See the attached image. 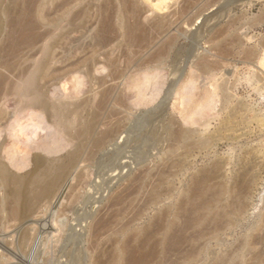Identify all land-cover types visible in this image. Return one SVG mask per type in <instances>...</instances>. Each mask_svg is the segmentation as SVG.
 <instances>
[{"label": "rangeland", "instance_id": "rangeland-1", "mask_svg": "<svg viewBox=\"0 0 264 264\" xmlns=\"http://www.w3.org/2000/svg\"><path fill=\"white\" fill-rule=\"evenodd\" d=\"M28 1L29 0H0V61L2 60L0 64V77L5 81L7 80L6 82L10 86L11 83L9 82V80L12 81V79H15L17 75H26V72H28L29 69L34 68L31 67L34 62L33 60L39 58L40 61H38L37 63H39L40 67H42L40 68L38 66L41 69H39L40 73L38 74V83L43 93L42 100H45L46 103L40 104L39 101H35V103L31 104L25 98H23L22 100V98L20 96H17L16 94L18 98L17 102L15 101L17 100L15 99L16 96H12L15 94H12V91H10L11 89H9L11 86L7 88L8 85L6 83L3 84L5 82L3 81V79L0 82V89L4 88L3 90L6 89V92H8L9 90V93L12 94H8L7 99L3 98L4 101L3 99L0 100L1 118H4L3 116L5 115V118L9 117V120L11 119V122H9L6 128L0 123V160L2 164L0 165V167L7 166V170H10V175L7 173L10 176V179H8L7 182L6 180H3L2 178L4 177L0 175V191L2 192H0V197L3 196L2 198H4V196L7 195L5 198L10 201V197L13 195L12 191L13 193L16 191H20L19 189L22 187V185L16 186V180L21 176L24 177L26 174L31 172V169H33L34 157L36 153H41L46 157V159L48 158L47 160L50 159V161H53L54 159V161L56 162L57 160L55 159H58L59 161V158L63 159L65 156H67V159L65 157L64 160L61 159L60 162L63 161L61 164L64 163L63 165H66L68 167L71 164L69 163L67 165V162H69L68 154L70 155V151L72 152L74 150L75 144L74 142L69 141L66 133L61 132L60 134H55L53 137H48L44 145L43 143L41 145V143L39 142L40 139L38 140V138L47 133L48 126L51 124V119L49 118L55 116L56 112L54 113V111H57L52 109L58 108V104H66L69 102V104H71L72 106V100L74 101V103L76 102V100L77 102H82L84 108L82 107L81 115L84 116V120H88V128L89 126H94V131H90V134L88 132L89 145L88 151H84V156H82L84 159H82L83 163L82 161L79 162V164L77 165L78 167L76 166V168H73L75 167V165L72 166L73 172L75 173L74 179H72L70 185H74L73 190L71 191V193L70 191L67 193L69 188L65 191V201H63V203L62 201H60V203L58 204V206H60L62 209L57 206V208H59L60 210L58 209V212L55 216H51L48 213V216H46V218H43L45 219L43 220V222H45L46 220H50L51 224V227L49 229H46V232L42 234L43 237L41 238L43 244L46 243V245H49V247L46 246L43 249L44 253H40L41 256L46 255V259H43L44 264H94L97 259V264L107 263V260H109L111 256H113V252L111 251H113L115 247L113 245L114 241L115 243L116 240L118 241V239L120 241L121 239H124L126 241L129 238V235L124 234V236L121 235L123 236L122 238H113V236L115 237L117 235H113L112 230H109L108 228L109 225H106L107 229L105 227L103 228L105 232L102 230L101 234L99 236H95L94 239V229L92 228L94 226L92 225L94 221V224L97 223L96 221L100 220L112 221V224L117 221L122 224L130 223V227L132 226L131 229L153 227L154 229H152L153 231H155V237H158L163 229V226L165 225V221L169 218H174L175 216L177 218V224H179L180 222V224L186 223L183 224V226H190V228L185 226V228H189L187 230L182 227V224H179L181 227L179 225H175L176 227L174 226L173 228H176L174 229L176 231H174L173 228L171 229L175 233L170 230V234H167L168 236L166 238V241L171 242L172 240V242H176L175 244L177 248L179 247L178 251L180 253H177L178 251L174 249L176 248V246H174L175 244L172 246V242L171 244L167 242V245L166 243L164 244L166 246H164V249L166 250L162 255V258L164 259L165 257H169L168 260L166 258V260L160 258V260L157 261L159 257H156L153 260H150V264H156L157 262L159 264H165V262L167 263L169 260L173 261L175 259H177V261H169L167 264H174L175 262V264H181L183 262V264H208L209 262L210 264H213L217 259L221 257L226 258L225 260L223 259V262H220L219 264H244V262H246L245 264H248L249 262H251L252 264H264V236L258 238L259 235H264V0H163L164 2L162 0H30V3ZM83 1L86 3V5ZM124 2L126 5H124ZM25 3L29 4L27 5ZM132 3L134 4V7L132 6ZM122 4L124 7L122 6ZM156 4H159L162 9L158 6L160 10H157L158 7ZM29 5L33 6L31 7ZM110 6L113 7L111 8ZM126 7L128 9H126ZM120 9L122 10L120 11ZM133 11L136 13L134 14ZM130 12L133 13L131 14ZM108 13H111V15ZM150 15L151 20L149 19ZM165 15L166 17H164ZM68 16L71 17L69 18ZM130 16L131 18H129ZM158 17L159 19L164 17V20H166L167 24L169 23V25L164 24L163 27H160L157 24V20L159 19L156 18ZM134 19L136 22H133ZM169 20L170 22H168ZM26 24H31L33 27L30 25V29L29 25L25 26ZM20 25H23L24 27H21ZM130 25L131 27H129V32L128 26ZM18 26H20L19 29ZM26 27H28V29ZM133 27H135L136 29ZM164 29L166 30L163 31ZM101 30L104 32H102ZM29 31L30 33L32 32V35H29V33H27ZM34 31L38 33H36V36ZM71 33L73 35H71ZM26 34L28 38L30 36L35 39L34 40L30 38L29 40L32 39V41L36 42H26L28 38H23ZM233 34H235L237 37ZM21 35L24 36L21 37ZM233 36H235V40L237 39L236 43L233 41ZM19 37H21L20 39L23 38L25 40V43H23V40H18ZM79 37H81V40ZM70 38L74 39H72L71 41ZM4 39H7V41ZM45 39L48 45L46 44ZM1 40H3V43L1 42ZM37 40H39L41 43ZM43 41L46 44L45 46H47L45 47V49H47L46 51L43 50L42 53V50L40 51L39 47L40 45H43ZM13 42L15 45L16 43L18 45L14 46ZM76 44L77 46H75ZM23 45H25V47ZM66 45L68 48H70L68 49ZM19 48L21 50L17 51ZM160 48L163 51L159 50ZM203 56H210L212 59L214 58L216 60L215 61L213 59V62H211L212 64L214 63L213 65L210 64L211 66H206L208 67L206 68V70L208 69L207 71L204 70V67L202 69V66L200 65V60ZM30 57L31 60H27ZM144 58L147 61L144 60ZM77 60L79 63L77 62ZM81 62H83L84 64ZM5 63L8 64V66ZM12 68L15 69L13 70ZM48 73H51V75H49ZM48 78L50 81L48 80ZM175 79L179 80V83L174 87L171 96H168V89L170 88L172 81L174 82ZM40 81H42V83ZM111 84L112 86H110ZM3 90H0V94L4 92ZM222 91L226 92L222 93ZM13 97L15 100L13 99ZM63 97L67 99L68 102H65L67 100H65ZM8 98H10L11 100ZM62 99L65 101H63ZM108 99L110 101H108ZM53 102L59 103H54V105L52 104V107L51 103ZM69 104H67L66 107L63 108V111L66 109L64 112L69 115L70 118L72 117L71 119H73L75 117L73 116V106L70 107ZM109 104H111L112 106ZM20 105L22 106V110L20 109ZM11 107L15 108L11 109ZM27 107L28 109L26 110ZM43 107L45 110H43ZM37 108L39 109L38 111H36ZM98 109L101 111V113ZM24 110L25 112H23ZM33 111L36 112L34 113ZM12 112L18 113L17 115H15L16 113ZM43 112L46 116L43 114ZM31 113L33 115H31ZM27 115L28 117H25ZM38 116H40V118ZM231 117L233 118L231 119ZM242 117L244 118L241 119ZM15 118H17V120ZM203 119H205V121ZM197 120H199L200 122H197ZM244 120L247 122H245ZM208 122L209 124H207ZM138 123L140 124V126ZM199 123L201 124V126L198 125ZM21 127L22 129H20ZM95 127L97 128V130ZM115 127L118 130L117 133H114L115 136H111V138L113 137V140L110 139L109 142H106L107 144L101 145L100 148L97 140L100 138L99 135L101 131L104 128V130H106ZM121 127L123 128V130ZM230 127H232L234 130ZM176 128H179L178 130L192 128L191 130H194L195 134L190 138L188 142H184L180 139H177V137L173 135L172 130L175 131L177 130ZM244 130L246 133L244 132ZM63 134H65L66 136ZM20 136H22V138ZM23 138H25V140H23ZM19 140L28 142L29 149L30 146L31 148H33L32 151L29 152V150V153L22 151L20 148L21 143ZM95 141L98 148L95 144ZM35 142L37 144L36 146ZM188 143H192V145H189ZM170 153L171 159L176 162L175 164H173V166L168 165L167 162L169 160L168 158H170L167 154ZM243 160L245 161V163ZM149 163L151 166L147 165ZM217 163L219 164V173H215V170L217 171ZM165 167L167 168L165 169ZM211 168H216L215 170H213L214 178H211L209 180V184L212 188L216 187V185H218L219 183L220 185H222L223 183V186H225L226 188H231V186L233 187L234 182L238 177V173H241L244 170H249V172H251L248 173V175L251 174L250 176L253 179L252 187L246 195V204L244 200L245 207H243L244 205L242 206V212L234 215V220H236L234 221V224L224 225V221H222L223 224L220 222L221 224H219V226L217 227L211 221L206 222L203 225L199 223L196 224L197 221L195 220H197L198 218V216H196L198 215V210L195 208L196 202H194L193 199L195 198L194 194L196 191L194 188H196V184L205 173H209V171H212ZM168 174H171V176ZM7 176L6 178H8ZM161 176H163V179H160ZM253 176L256 178H254ZM217 177L219 178L217 179ZM15 178L17 179L15 180ZM11 179H13V181H10L11 185H8L9 180ZM157 179H160L161 182ZM79 181L82 182L79 183ZM157 183H160L161 185ZM13 184L15 187L13 186ZM220 185H218V187H216L215 189L213 188L210 192V194L214 198L218 196L217 190L222 187ZM9 186H12V189H10ZM16 187L19 189H17ZM168 188L172 191H169ZM21 189L23 190V187ZM8 192L11 193L9 194L10 196L8 195ZM156 192H158L157 194L159 195L155 194ZM234 192H232L231 195L228 192L222 195V197H220L222 198V200L220 199L221 201L219 204H224V201L225 204H227L229 200L231 201L230 197L233 194H237V191L235 193ZM118 193L120 196L118 195ZM153 193L154 195L151 196V194ZM190 194L192 196L191 198L193 200V203H189L191 201L189 197ZM192 194L194 195V197ZM112 195H115V197L119 198L120 201H115L116 198ZM211 195L209 196L211 197ZM229 195L230 197H228ZM111 196L113 199L111 198ZM184 199L186 202L184 201ZM131 200L133 202H131ZM182 200L185 203H183ZM64 204L67 205L65 206ZM190 204L193 205L191 206ZM180 206H183L182 208L184 209V211ZM9 207L11 208L12 204L9 205L8 203V209L7 211H5V214L7 215V212H9L10 215L8 214L7 216L10 217H6V215L4 214L3 219L5 217L7 218V220L11 218L12 212H10ZM19 207H21V209L17 212L18 215L16 214L18 216V219H20L19 215L21 217L24 214L22 210V203L21 206L19 205ZM119 208L120 210H118ZM194 208L195 210H193ZM189 209H192L193 212H191ZM121 210L124 211V213L121 212L119 214ZM116 213L118 214V217L116 216ZM178 214L179 216L181 215L180 218L177 216ZM16 215L13 216H15L16 218ZM120 215L123 218H120ZM156 215L159 217H156ZM161 215L164 217H162ZM115 216L117 217V219H115ZM261 216H263V218ZM6 218L3 220L2 216L0 217V235H3V237H6V235H8L6 238L8 239L9 237L11 238L13 234L14 236L16 234L14 241H11L13 240V237L10 239V243L9 240H6L8 241L11 248L13 246L12 249L16 247L15 250H13V252L17 251L16 255L15 252L14 254L12 252L5 253V255H7L8 257H13L14 255V258L16 260V257L21 255L22 252L23 254H27L26 250L30 249V246L26 247V249H23L25 248V243L27 242L21 239H24V237L21 236L22 233L20 234V232H23L20 223L22 218L20 220L16 219L18 220L17 222L15 218V221H12L10 219L7 221ZM185 218L187 219L185 220ZM179 219L183 222H181ZM152 220L157 221L155 223ZM158 220H160L161 222ZM151 221L153 224H151ZM157 222H159L160 224ZM15 223L16 225H14ZM6 224L8 225V228L6 227ZM146 224L148 226H145ZM208 224H210V226ZM12 225H14V228H12ZM153 225H155V227ZM191 225L193 226L191 227ZM261 225L263 226V230L261 228L263 234L260 230V227H262ZM101 226L102 224L97 228ZM201 226L205 228H202ZM212 226L217 230L220 228L221 231L220 229L218 232L217 230L214 231V228ZM251 227L252 229H249ZM207 228L209 229L207 230ZM15 229L17 231H15ZM257 229L260 230V233L259 231H256ZM1 230H5L3 234ZM13 231H15L16 233H14ZM184 231L185 233H182ZM208 231L210 232V234ZM176 232H178L180 236L181 234H185V240L184 238L182 239L183 236L180 237ZM201 232H205L206 235L204 237L208 242L206 250L209 251L208 254L203 253L204 255L199 253L200 247L203 246L202 243L204 242L203 235L200 238V235L202 234ZM206 232L209 234V236ZM9 233H11V235ZM111 233L113 236L111 235ZM252 233L256 237L255 239ZM174 234H176L177 236ZM218 234H220L221 236ZM250 234L252 237H250ZM92 236L93 238H91ZM197 236L198 238L196 241H199V244H195L196 242L194 239H196ZM169 237H171V240L169 239ZM175 237H177L176 240L180 243L174 241ZM178 237L180 238L178 239ZM208 237L209 239H211L212 237V239L208 241ZM214 237L215 239H213ZM219 237L221 239H218ZM253 239L255 241L257 240L258 242H255ZM182 240H184L183 243H181ZM188 240H191L192 242H189ZM243 240L244 245L242 243ZM250 240H253V242H251ZM95 241H97V243ZM13 242H15V244ZM18 242L24 243L20 245V243ZM193 242L195 243L193 244ZM12 243L13 245L11 246ZM247 243H249L251 247H255L257 243L259 249L256 245L255 251L254 248H251ZM252 243L254 245H252ZM190 244L193 245L191 246L192 248L190 247ZM17 245L19 246L18 249ZM237 245L238 247H236ZM188 247L191 249H189ZM169 248H171V250ZM197 248H199L198 251ZM209 248L211 249V251L213 249L212 253ZM249 248H251L252 251L249 250ZM45 249L48 251H46ZM108 249L110 251L107 252ZM172 249L174 250L172 251ZM227 249L229 250V252H227ZM233 249L239 250H236L237 252L235 253V251H232ZM192 250H194L195 252ZM219 251L220 254H218ZM18 252L20 253L18 254ZM96 252L98 254H101H99V256L97 257ZM190 252H193L192 254L195 253L196 255H192L190 254ZM261 252L262 254L260 255ZM246 253H248V255ZM173 254H175L176 257L183 254L185 256L187 255L189 257H192L189 258L187 256H183V258H181V256L179 258H176ZM172 256L173 258L171 259L170 257ZM194 256L195 261L193 262L192 260L194 259ZM202 256L204 259L201 258ZM210 257L215 258L211 259ZM236 257L239 260L242 259L241 261L243 262L239 261ZM179 259L184 260L180 261ZM197 259L199 262H196ZM235 260L237 262H235ZM160 261H162V263ZM224 261L227 262L224 263ZM117 264H121V262L118 261Z\"/></svg>", "mask_w": 264, "mask_h": 264}, {"label": "bare ground", "instance_id": "bare-ground-1", "mask_svg": "<svg viewBox=\"0 0 264 264\" xmlns=\"http://www.w3.org/2000/svg\"><path fill=\"white\" fill-rule=\"evenodd\" d=\"M30 1V0H29ZM28 1V2H29ZM36 1V0H35ZM64 1H67V0H64ZM125 1V0H124ZM163 1V0H162ZM41 2V1H40ZM84 2V1H83ZM109 2V1H108ZM112 2V1H111ZM123 2V1H122ZM129 2V1H128ZM164 2V1H163ZM187 2V1H186ZM185 2V3H186ZM17 3H19V2H17ZM30 3V2H29ZM28 3V4H29ZM85 3V2H84ZM115 3V2H114ZM136 3V2H135ZM147 3V2H146ZM25 4H27V3H25ZM27 4V5H28ZM35 4V3H34ZM113 4V3H112ZM111 4V5H112ZM131 4V3H130ZM129 4V5H130ZM133 4V3H132ZM187 4V3H186ZM84 5V4H83ZM85 5H86V3H85ZM89 5V4H88ZM102 5V4H101ZM119 5H120V3H119ZM124 5H126L125 4V2H124ZM138 5V4H137ZM157 5V4H156ZM162 5V4H161ZM188 5V4H187ZM29 6H31V5H29ZM33 6V5H32ZM31 6V7H32ZM122 6H123V4H122ZM133 7H134V4L132 5ZM159 6V4L157 5V7ZM83 7H85V6H83ZM111 7V6H110ZM113 7V6H112ZM111 7V8H112ZM124 7V6H123ZM127 7H128V3H127ZM126 7V9H128ZM160 7V6H159ZM159 7L157 8V10L159 9ZM11 8V7H10ZM37 8H38V5H37ZM117 8V7H116ZM142 8V7H141ZM140 8V9H141ZM161 9H162V7H160ZM123 9V8H122ZM122 9H120V11L122 10ZM27 10V9H26ZM25 10V11H26ZM115 10V9H114ZM134 10H135V8H134ZM152 10V9H151ZM156 10V9H155ZM160 10V9H159ZM9 11V10H8ZM13 11V10H12ZM34 11V10H33ZM82 11V10H81ZM80 11V12H81ZM110 11V10H109ZM113 11V10H112ZM125 11H127V10H125ZM124 11V12H125ZM130 11V10H129ZM144 11H146V10H144ZM7 12V11H6ZM18 12V11H17ZM67 12V11H66ZM99 12V11H98ZM134 12V11H133ZM133 12H130L131 14L133 13ZM71 13H73V12H71ZM70 13V14H71ZM78 13V12H77ZM118 13H119V11H118ZM136 12H134V14H135ZM15 14V13H14ZM25 14V13H24ZM27 14V13H26ZM30 14V13H29ZM67 14V13H66ZM66 14H64V15H66ZM84 14V13H83ZM108 14H110L111 15V13H108ZM108 14H106V15H108ZM121 14V13H120ZM125 14V13H124ZM140 14V13H139ZM146 14V13H145ZM9 15V14H8ZM38 15V14H37ZM36 15V16H37ZM74 15V14H73ZM79 15V14H78ZM77 15V16H78ZM102 15V14H101ZM104 15V14H103ZM113 15V14H112ZM126 15V14H125ZM125 15H123V16H125ZM137 15V14H136ZM135 15V16H136ZM11 16V15H10ZM24 16V15H23ZM84 16V15H83ZM116 16V15H115ZM127 16V15H126ZM138 16V15H137ZM140 16V15H139ZM161 16V15H160ZM26 17V16H25ZM24 17V18H25ZM29 17V16H28ZM30 17H32V16H30ZM69 17V16H68ZM71 17V16H70ZM69 17V18H70ZM103 17V16H102ZM121 17V16H120ZM151 15L149 16V19L151 20ZM164 17H166V15L164 16ZM164 17L163 18H160L159 19V17L158 18H156V19H159V20H157V24L160 26V27H163L164 26V24H166V25H169V23L167 24V21L166 20H164ZM4 18V17H3ZM18 18V17H17ZM44 18H46V17H44ZM43 18V19H44ZM74 18V17H73ZM127 18V17H126ZM129 18H131V16L129 17ZM133 18H134V16H133ZM132 18V19H133ZM155 18V17H154ZM167 18H170V17H167ZM109 19V18H108ZM136 19V18H135ZM135 19L133 20V22L135 21ZM148 19V20H149ZM8 20V19H7ZM20 20H21V18H20ZM74 20V19H73ZM101 20V19H100ZM107 20V19H106ZM111 20V19H110ZM109 20V21H110ZM122 20V19H121ZM145 20H146V18H145ZM147 20V21H148ZM155 20V19H154ZM9 21V20H8ZM36 21V20H35ZM45 21V20H44ZM75 21V20H74ZM109 21H108V23H109ZM126 21V20H125ZM140 21H141V19H140ZM143 21V20H142ZM12 22V21H11ZM10 22V23H11ZM30 22V21H29ZM32 22V21H31ZM53 22V21H52ZM70 22V21H69ZM104 22V21H103ZM136 22V21H135ZM156 22V21H155ZM154 22V23H155ZM166 22V23H165ZM168 22H170V20L168 21ZM19 23V22H18ZM58 23V22H57ZM72 23V22H71ZM112 23V22H111ZM131 23V22H130ZM232 23V22H231ZM14 24V23H13ZM22 24H23V22H22ZM101 24V23H100ZM106 24V23H105ZM147 24V23H146ZM145 24V25H146ZM16 25V24H15ZM27 25H29V24H26L25 26H27ZM31 25V24H30ZM29 25V26H30ZM55 25V24H54ZM135 25V24H134ZM21 27L23 26V25H20ZM20 26H18V29H19V27ZM32 26V25H31ZM31 26H30V29H31ZM111 26V25H110ZM114 26V25H113ZM121 26V25H120ZM132 26H133V24H132ZM136 26H137V24H136ZM135 26V27H136ZM141 26V25H140ZM149 26V25H148ZM147 26V27H148ZM158 26V27H159ZM7 27V26H6ZM24 27V26H23ZM33 27V26H32ZM101 27V26H100ZM127 27V26H126ZM129 27H131V25L130 26H128V29H129ZM135 27H133V28H135ZM10 28V27H9ZM27 29H28V27H26ZM40 28H41V26H40ZM44 28V27H43ZM140 28V27H139ZM127 29V28H126ZM136 29V28H135ZM138 29V28H137ZM155 29V28H154ZM171 29V28H170ZM223 29V28H222ZM5 30V29H4ZM9 30V29H8ZM11 30V29H10ZM15 30H16V28H15ZM14 30V31H15ZM106 30V29H105ZM141 30H142V28H141ZM147 30V29H146ZM157 30H158V28H157ZM166 29H164L163 31H165ZM220 30V29H219ZM32 31V30H31ZM102 31V30H101ZM115 31V30H114ZM118 31V30H117ZM120 31V30H119ZM139 31V30H138ZM161 31H162V29H161ZM5 32V31H4ZM102 32H104V31H102ZM105 32H107V31H105ZM126 32H127V30H126ZM125 32V33H126ZM129 32H130V29H129ZM132 32H134V31H132ZM159 32V31H158ZM218 32V31H217ZM27 33H29V35L32 33H30V31L29 32H27ZM34 33H35V36L38 34L37 32H35L34 31ZM37 33V34H36ZM48 33V32H47ZM109 33V32H108ZM136 33H138V32H136ZM141 33V32H140ZM156 33H157V31H156ZM219 33H220V31H219ZM222 33V32H221ZM237 33V32H236ZM21 34H22V32H21ZM25 34V33H24ZM55 34V33H54ZM53 34V35H54ZM67 34V33H66ZM65 34V35H66ZM101 34V33H100ZM107 34V33H106ZM111 34V33H110ZM112 34H113V32H112ZM133 34V33H132ZM143 34V33H142ZM150 34V33H149ZM165 34V33H164ZM5 35V34H4ZM17 35V34H16ZM15 35V36H16ZM32 35V34H31ZM41 35H43V34H41ZM71 35H73L72 33H71ZM120 35V34H119ZM118 35V36H119ZM137 35H140V34H137ZM161 35V34H160ZM159 35V36H160ZM233 35H235V34H233ZM24 36V35H23ZM22 35H21V37H23ZM27 36V34L25 35V37H23V38H28V36ZM38 36H40V35H38ZM67 36V35H66ZM83 36V35H82ZM130 36V35H129ZM134 36V35H133ZM136 36V35H135ZM150 36V35H149ZM158 36V37H159ZM218 36V35H217ZM236 36V35H235ZM235 36H233L234 37V42L236 43V41H237V39L235 40ZM21 37H19V39L18 40H23L22 42L23 43H25V40L22 38V39H20ZM49 37V36H48ZM52 37V36H51ZM73 37V36H72ZM105 37V36H104ZM237 37V36H236ZM14 38V37H13ZM30 38H32V39H34L33 37H30L29 36V38L27 39V41L26 42H28V41H31V42H33V43H35L34 41H32V39L31 40H29ZM37 38V37H36ZM40 38V37H39ZM38 38V39H39ZM50 38V37H49ZM80 38V40H81V37H79ZM85 38V37H84ZM127 38V37H126ZM137 38V37H136ZM242 38V37H241ZM16 39V38H15ZM47 39V38H46ZM46 39H45V42H46V44H47V41H46ZM52 39V38H51ZM71 39V38H70ZM72 39H74V38H72ZM72 39H71V41H72ZM76 39H78V38H76ZM83 39V38H82ZM138 39V38H137ZM140 39V38H139ZM233 39V38H232ZM4 40H6L7 41V39H4ZM35 40V39H34ZM40 40V39H39ZM39 40H37V41H39ZM49 40V39H48ZM62 40V39H61ZM64 40V39H63ZM133 40V39H132ZM3 40H1V42H2ZM16 41V40H15ZM66 41V40H65ZM69 41V40H68ZM70 41V42H71ZM77 41V40H76ZM127 41V40H126ZM134 41V40H133ZM138 41V40H137ZM148 41V40H147ZM147 41H144V42H147ZM171 41V40H170ZM40 42V41H39ZM44 42V41H43ZM45 42L43 43V45L41 46L40 45V51L43 53V50H45L46 51V49H45V47H47V46H45L46 44H45ZM85 42V41H84ZM131 42V41H130ZM243 42V41H242ZM3 43V42H2ZM6 43V42H5ZM11 43V42H10ZM41 43V42H40ZM77 43V42H76ZM132 43V42H131ZM131 43H130V45H131ZM134 43V42H133ZM148 43H150V42H148ZM169 43V42H168ZM167 43V44H168ZM9 44V43H8ZM13 44H14V42H13ZM12 44V45H13ZM63 44V43H62ZM61 44V45H62ZM66 44V43H65ZM68 44V43H67ZM70 44V43H69ZM136 44V43H135ZM146 44V43H145ZM164 44V43H163ZM170 44H171V42H170ZM1 45V44H0ZM7 45V44H6ZM5 45V46H6ZM10 45V44H9ZM16 45H18L17 43H16ZM15 44H14V46H16ZM48 45V44H47ZM60 45V44H59ZM139 45V44H138ZM153 45V44H152ZM155 45V44H154ZM156 45H158V44H156ZM161 45V44H160ZM169 45V44H168ZM24 47H25V45H23ZM38 46H39V44H38ZM37 46V47H38ZM65 46V45H64ZM75 46H77V44L75 45ZM147 46V45H146ZM2 47H3V45H2ZM8 47V46H7ZM33 47V46H32ZM66 47H67V45H66ZM131 47V46H130ZM225 47V46H224ZM13 48V47H12ZM17 48V47H16ZM20 48H21V46H20ZM18 49L17 51H19V50H21V49ZM34 48V47H33ZM61 48V47H60ZM62 48H64V47H62ZM68 48V47H67ZM70 48V47H69ZM68 48V49H69ZM75 48V47H74ZM81 48H82V46H81ZM7 49V48H6ZM152 49V48H151ZM164 49V48H163ZM3 50V49H2ZM10 50V49H9ZM13 50V49H12ZM36 50V49H35ZM59 50V49H58ZM75 50V49H74ZM153 50H155V49H153ZM159 50H162L161 48L159 49ZM226 50V49H225ZM27 51V50H26ZM34 51V50H33ZM163 51V50H162ZM4 52V51H3ZM11 52V51H10ZM40 52V53H41ZM139 52V51H138ZM8 53V52H7ZM13 53V52H12ZM20 53V52H19ZM32 53V52H31ZM41 53V54H42ZM44 53H46V52H44ZM52 53H54V52H52ZM56 53V52H55ZM166 53V52H165ZM4 54V53H3ZM10 54V53H9ZM14 54H16V53H14ZM37 54V53H36ZM59 54V53H58ZM69 54V53H68ZM77 54H78V52H77ZM160 54V53H159ZM210 54H211V52H210ZM251 54H253V53H251ZM24 55V54H23ZM30 55V54H29ZM43 55V54H42ZM53 55V54H52ZM143 55V54H142ZM141 55V56H142ZM148 55V54H147ZM146 55V56H147ZM17 56V55H16ZM31 56V55H30ZM38 56V55H37ZM69 56V55H68ZM72 56V55H71ZM140 56V57H141ZM149 56V55H148ZM159 56V55H158ZM161 56H162V54H161ZM201 56V55H200ZM214 56V55H213ZM4 57V56H3ZM66 57V56H65ZM82 57V56H81ZM80 57V58H81ZM143 57H145V56H143ZM154 57V56H153ZM215 57V56H214ZM8 58V57H7ZM12 58V57H11ZM14 58V57H13ZM57 58V57H56ZM69 58H71V57H69ZM80 58H78V59H80ZM150 58V57H149ZM1 59V58H0ZM4 59V58H3ZM9 59V58H8ZM19 59H20V56H19ZM34 59H35V57H34ZM54 59H55V57H54ZM53 59V60H54ZM61 59V58H60ZM68 59V58H67ZM75 59V58H74ZM154 59V58H153ZM200 59V58H199ZM214 59V58H213ZM213 59L210 57V56H203L202 58H201V60H200V65L202 66V69H203V67L205 68L204 70L205 71H207L206 70V68H208L209 67V65L211 64V65H213L211 62H213ZM5 60H7V59H5ZM27 60H31V57L29 58V59H27ZM26 60V61H27ZM57 60V59H56ZM59 60V59H58ZM83 60V59H82ZM85 60V59H84ZM144 60H146L145 58H144ZM215 60V59H214ZM2 61V60H1ZM1 61H0V64H1ZM34 61V62H33ZM32 62H33V64H32V66L31 67H34L33 69H29L28 70V72H26L27 74L26 75H17L16 76V78L15 79H12V81H10L9 80V82L11 83V87L7 84V80L5 81L3 78H1L0 77V82L2 81V79H3V81H5L3 84H7L8 85V87L7 88H9V89H11L10 91H12L11 93L13 94H15V95H12L11 93H9L10 91L8 90V92H6V89L5 90H3L4 88H2V89H0L1 91L3 90L4 92L3 93H1L0 94V100L1 99H7V97H8V94H11L12 96H16V94H17V96H20L21 98H22V100H23V98H25L28 102H30L31 104L32 103H35V101H39L40 102V104L41 103H46L45 102V100L43 101L42 100V98H43V93H42V91H41V89H40V86H39V83H38V74L40 73V71H39V69L42 67H40V64L39 63H37L38 61H40L39 60V58L38 59H36V60H33ZM66 61V60H65ZM68 61V60H67ZM76 61V60H75ZM89 61V60H88ZM92 61V60H91ZM147 61V60H146ZM150 61V60H149ZM152 61V60H151ZM216 61V60H215ZM23 62H24V60H23ZM51 62V61H50ZM53 62V61H52ZM77 62H78V60H77ZM76 62V63H77ZM84 62V61H83ZM83 62H81V63H83ZM9 63V62H8ZM58 63V62H57ZM57 63H56V65H57ZM69 63V62H68ZM75 63V62H74ZM79 63V62H78ZM144 63V62H143ZM6 64V63H5ZM10 64V63H9ZM22 64V63H21ZM51 64V63H50ZM84 64V63H83ZM147 64V63H146ZM150 64H152V63H150ZM198 64H199V61H198ZM7 66H8V64H6ZM49 65V64H48ZM67 65V64H66ZM80 65H82V64H80ZM87 65H88V63H87ZM149 65V64H148ZM210 65V66H211ZM25 66H27V65H25ZM40 68H39V67ZM50 66V65H49ZM52 66H53V64H52ZM72 66V65H71ZM147 66V65H146ZM206 66H208V67H206ZM3 67V66H2ZM11 67H12V65H11ZM59 67V66H58ZM69 67V66H68ZM81 67V66H80ZM27 68H29V67H27ZM65 68V67H64ZM70 68V67H69ZM3 69V68H2ZM10 69V68H9ZM13 69V68H12ZM15 69V68H14ZM13 69V70H14ZM25 69V68H24ZM52 69V68H51ZM60 69V68H59ZM12 70V71H13ZM17 70V69H16ZM22 70H23V68H22ZM41 70V69H40ZM64 70V69H63ZM3 71V70H2ZM55 71H56V69H55ZM58 71V70H57ZM4 72H6V71H4ZM18 72V71H17ZM21 72V71H20ZM51 72V71H50ZM62 72V71H61ZM73 72V71H72ZM120 72H121V70H120ZM23 73H24V71H23ZM57 73V72H56ZM55 73V74H56ZM71 73V72H70ZM7 74V73H6ZM20 74V73H19ZM49 74V73H48ZM54 74V75H55ZM60 74V73H59ZM117 74V73H116ZM9 75V74H8ZM44 75V74H43ZM49 75H51V73L49 74ZM65 75V74H64ZM119 75V74H118ZM1 76H3V75H1ZM53 76V75H52ZM52 76H50V77H52ZM60 76V75H59ZM114 77H116V76H114ZM11 78V77H10ZM118 78V77H117ZM180 78V77H179ZM178 78V79H179ZM45 79H46V76H45ZM48 80H49V78H48ZM47 80V81H48ZM176 80V79H175ZM174 80V82L172 81V84H171V86H170V88L168 89L169 90V92H168V96H171V94H172V92H173V90H174V87L176 86V85H178V83H179V80H176L175 81ZM50 81V80H49ZM115 81H116V78H115ZM8 82V83H9ZM41 83H42V81H40ZM9 83V84H10ZM46 83V82H45ZM116 83V82H115ZM44 84V83H43ZM113 84H114V82H113ZM117 84V83H116ZM1 85V84H0ZM39 86V88H38V86ZM6 86V85H5ZM4 86V87H5ZM110 86H112V84L110 85ZM116 86V85H115ZM218 86V85H217ZM107 87V86H106ZM117 87V86H116ZM115 88V87H114ZM217 88V87H216ZM117 89V88H116ZM108 90V89H107ZM103 91V90H102ZM122 91V90H121ZM110 92H111V90H110ZM114 92V91H113ZM223 92H226V91H222V93ZM102 94V93H101ZM122 94V93H121ZM170 94V95H169ZM109 95V94H108ZM114 95V94H113ZM224 95V94H223ZM225 95H226V93H225ZM11 96V97H12ZM17 96H16V98L15 99H17V100H15L14 99V97H13V99L15 100V101H17L18 102V98H17ZM102 96V95H101ZM111 96V95H110ZM116 96V95H115ZM124 96V95H123ZM65 97H67V96H65ZM64 98V97H63ZM101 98V97H100ZM112 98V97H111ZM4 99H3V101H4ZM8 99H10V98H8ZM65 99V98H64ZM85 99V98H84ZM118 99V98H117ZM123 99V98H122ZM11 100V99H10ZM21 100V99H20ZM21 100V101H22ZM59 100H61V99H59ZM63 100V99H62ZM65 100H67V99H65ZM65 100H63V101H65ZM70 100V99H69ZM80 100V99H79ZM2 101V102H3ZM26 101V102H27ZM62 101V102H63ZM82 101H84V100H82ZM108 101H110L109 99H108ZM27 102V103H28ZM61 102V101H60ZM65 102H68V100L67 101H65ZM72 102H73V104H72V106H71V104H69V102L68 103H60V104H58L57 106H58V108H55V109H52V110H57V111H54V113L56 112V114H55V116H53L52 118H49V119H51V124L48 126V131H47V133L45 134V135H42L40 138H38V140L40 139V143H41V145H42V143H43V145H44V143L47 141V139H48V137H53L55 134H57V133H61V132H64V133H66V135L68 136L67 138L69 139V141H72V142H74V150L71 152L70 151V155L68 154V161L69 162H67V165L69 164V163H71L70 165H69V167L68 166H64L63 164H61L62 162H60V160L62 159H60L59 158V161H58V159H55V160H57V162L56 161H54V159H53V161H50V159L49 160H47L46 159V157L45 156H43L41 153L40 154H35V157H34V163H33V169H31V172H29L28 174H26L24 177L23 176H21L19 179H17V178H15V180L17 181H15L16 182V186H18V185H22V187H23V190L20 188H17V189H19L18 191L19 192H14L13 193V191H12V196L10 197L11 198V200L9 201V200H7V198H5L6 196H4V198H2V197H0V215L2 216V219H3V217H4V214H5V211H7V205H8V203H9V205L10 204H12V209L10 208L9 210H10V212H12V215H11V218H9L10 220H14V218H15V216H13V215H18V211L21 209V207H19V205L21 206V203H22V210H23V217L21 216L20 217V215H19V218L21 219V228H22V231L23 232H20V234L22 233V235L21 236H23L24 237V239L23 238H21L23 241H26L27 243H25L26 245H25V248H23V249H26V247H29L30 246V249H28V250H26L27 251V254H23V252L22 251H24V250H22L21 252V255H19L18 257H16V260H15V256L13 255V257L11 256V257H8L7 255H5V253L6 252H8V253H10V252H12L13 254H14V252H13V250H15V248L16 247H14V249H12L13 248V243L15 244V242H13L12 244H11V246H12V248L10 247V245H9V243H10V239L13 237V240H11V241H14L15 239V236H16V234H15V236H14V234H13V236L10 238H8V239H6L7 238V236L8 235H6V237L4 236L3 237V235H0V264H44V260L46 259L45 258V256H41V254L40 253H42L44 250V248L46 247V246H48L49 247V245H46V243H42V241H41V238L43 237L42 236V234L43 233H45L46 232V229H49L51 226V224H50V220H46L45 222H43V220H45V219H43V218H46V216H48V213L52 216V215H56L57 214V212H58V209L59 208H57V206H58V204L60 203V201H62V203H63V201H65L64 199H65V197H64V194H65V191L68 189V191H67V193L70 191V193H71V191L73 190V186L74 185H70V183H71V181H72V179H74V173L75 172H73V169H72V166H74L75 165V167H73V168H76V166L79 164V162H81L82 161V159H83V157L82 156H84V151H88V132H89V134L91 133L90 131H94L93 129V127L94 126H89V128H88V120L86 121V120H84L83 119V117L84 116H82L81 115V110H82V107H83V105H82V102H77V100H76V102L74 103V101L72 100ZM94 102H95V100H94ZM100 102V101H99ZM20 103V102H19ZM18 103V104H19ZM37 103V102H36ZM54 103L55 102H53V103H51V106H52V104L54 105ZM57 103H59V102H57ZM57 103H55V104H57ZM71 103V102H70ZM108 103V102H107ZM67 104H69L70 105V107H72V110H73V112H74V114H73V116H75L73 119H71L70 117H69V115H67L64 111L66 110H64L63 111V108H65L66 107V105ZM100 104V103H99ZM104 104V103H103ZM118 104V103H117ZM241 104H243V103H241ZM240 104V105H241ZM28 105V104H27ZM47 105V104H46ZM102 105V104H101ZM109 105H111V104H109ZM114 105V104H113ZM239 105V106H240ZM86 106V105H85ZM112 106V105H111ZM242 106V105H241ZM243 106H245V105H243ZM16 107V106H15ZM15 107H13V108H15ZM20 109L22 110V106L20 105ZM25 107H26V105H25ZM33 107V106H32ZM37 107H39V106H37ZM46 107V106H45ZM50 107V106H49ZM53 107V106H52ZM55 107V106H54ZM69 107V108H70ZM107 107H108V105H107ZM12 107H11V109H13ZM18 108V107H17ZM84 108V107H83ZM111 108H113V107H111ZM239 108V107H238ZM247 108V107H246ZM19 109V110H20ZM28 109V107L26 108V110ZM36 109V108H35ZM108 109V108H107ZM241 109V108H240ZM30 110V109H29ZM32 110H33V108H32ZM39 109L37 108V110L36 111H38ZM43 110H45L44 109V107H43ZM51 110V111H52ZM70 110V109H69ZM95 110H96V108H95ZM99 110V109H98ZM102 110V109H101ZM110 110V109H109ZM112 110H115V109H112ZM117 110V109H116ZM238 110V109H237ZM242 110V109H241ZM7 111V110H6ZM35 111V112H36ZM48 111V110H47ZM100 111V110H99ZM234 111V110H233ZM23 112H25V110L23 111ZM23 112H22V114H23ZM34 112V111H33ZM34 112V113H35ZM40 112V111H39ZM108 112V111H107ZM111 112V111H110ZM114 112V111H113ZM117 112V111H116ZM239 112V111H238ZM12 113H16V112H12ZM18 113V112H17ZM17 113L15 114V115H17ZM42 113V112H41ZM100 113H101V111H100ZM99 113V114H100ZM240 113V112H239ZM6 114V113H5ZM8 114V113H7ZM43 114H44V112H43ZM111 114V113H110ZM151 114V113H150ZM232 114V113H231ZM244 114V113H243ZM14 115V116H15ZM29 115V114H28ZM28 115L27 116H25V117H28ZM31 115H33L32 113H31ZM30 115V116H31ZM35 115H37V114H35ZM39 115V114H38ZM45 115V114H44ZM72 115V114H71ZM112 115V114H111ZM115 115V114H114ZM46 116V115H45ZM51 116V115H50ZM97 116V115H96ZM156 116V115H155ZM232 116V115H231ZM4 118H1V116H0V123L2 124V125H4L5 126V128L8 126V124H9V122H11L10 120H9V117L7 118H5V115L3 116ZM12 117V116H11ZM39 118H40V116H38ZM104 117V116H103ZM206 117V116H205ZM247 117V116H246ZM21 118V117H20ZM42 118V117H41ZM213 118V117H212ZM233 117H231V119H232ZM244 117H242L241 119H243ZM13 119V118H12ZM16 120H17V118H15ZM92 119V118H91ZM141 119V118H140ZM153 119V118H152ZM211 119V118H210ZM15 120V121H16ZM22 120V119H21ZM31 120V119H30ZM97 120V119H96ZM104 120V119H103ZM154 120V119H153ZM204 121H205V119H203ZM208 120V119H207ZM247 120V119H246ZM19 121V120H18ZM17 121V122H18ZM107 121V120H106ZM115 121V120H114ZM121 121V120H120ZM159 121V120H158ZM199 120H197V122H198ZM240 121H242V120H240ZM245 121V120H244ZM12 122H13V120H12ZM47 122H48V120H47ZM104 122V121H103ZM116 122V121H115ZM157 122V121H156ZM200 122V121H199ZM237 122V121H236ZM245 122H247V121H245ZM102 123V122H101ZM105 123V122H104ZM113 123V122H112ZM123 123H127V122H123ZM153 123V122H152ZM202 123V122H201ZM20 124V123H19ZM29 124V123H28ZM39 124V123H38ZM108 124V123H107ZM106 124V125H107ZM139 124V123H138ZM145 124H147V123H145ZM150 124V123H149ZM207 124H209V122L207 123ZM102 125V124H101ZM109 125V124H108ZM113 125V124H112ZM153 125V124H152ZM198 125H200L201 126V124L199 123ZM15 126V125H14ZM40 126V125H39ZM105 126V125H104ZM111 126V125H110ZM126 126V125H125ZM124 126V127H125ZM132 126H134V125H132ZM139 126H140V124H139ZM151 126V125H150ZM183 126V125H182ZM199 126V127H200ZM3 127V126H2ZM10 127V126H9ZM18 127H19V125H18ZM47 127V126H46ZM118 127V126H117ZM119 127H120V125H119ZM123 127V126H122ZM121 127V128H122ZM236 127V126H235ZM241 127V126H240ZM38 128V127H37ZM96 128V127H95ZM126 128V127H125ZM138 128V127H137ZM186 128H188V127H186ZM231 129H233L232 127H230ZM237 128H239V127H237ZM20 129H22V127L20 128ZM47 129V128H46ZM98 129H99V127H98ZM105 129V128H104ZM102 130L101 131V133H100V135H99V139H98V137H97V139H95V140H97V142L99 143L98 145L100 146V148H101V145H105V144H107L106 142L108 141L109 142V140L110 139H112L113 140V137L111 138V136L112 135H114V133L116 132L117 133V128L115 127V128H109V129H106V130ZM177 130H172L173 131V135H175V137H177V139H180V140H182V141H184V142H188L189 140H190V138L195 134V131L194 130H191V129H180V130H178L179 128H176ZM194 129V128H193ZM96 130H97V128H96ZM122 130H123V128H122ZM234 130V129H233ZM232 130V131H233ZM240 130V129H239ZM5 131V130H4ZM44 131H45V128H44ZM238 131V130H237ZM12 132V131H11ZM99 132H100V130H99ZM98 132V133H99ZM236 132V131H235ZM244 132H245V130H244ZM18 133V132H17ZM21 133V132H20ZM97 133V134H98ZM246 133V132H245ZM39 134V133H38ZM44 134V133H43ZM96 134V135H97ZM63 135H65V134H63ZM65 135V136H66ZM118 135V134H117ZM202 135V134H201ZM235 135V134H234ZM245 135V134H244ZM16 136V135H15ZM14 136V137H15ZM60 136V135H59ZM64 136V137H65ZM91 136V135H90ZM115 136V135H114ZM161 136V135H160ZM239 136V135H238ZM19 137V136H18ZM21 138H22V136H20ZM39 137V136H38ZM63 137V138H64ZM94 137V136H93ZM236 137V136H235ZM13 138V137H12ZM12 138H10V139H12ZM56 138V137H55ZM238 138V137H237ZM115 139V138H114ZM161 139V138H160ZM173 139H174V137H173ZM14 140V139H13ZM13 140H12V142H13ZM16 140V139H15ZM23 140H25V138H23ZM23 140H19L20 141V145H21V150L22 151H24V152H28L29 150V152H31L32 151V149L33 148H31V146H30V149H29V144H28V142H26V141H23ZM37 140V141H38ZM66 140V139H65ZM76 140V141H75ZM202 140V139H201ZM200 140V141H201ZM64 141V140H63ZM177 141V140H176ZM206 141H207V138H206ZM183 142V143H184ZM191 142V141H190ZM193 142V141H192ZM197 142V141H196ZM205 142V141H204ZM209 142V141H208ZM7 143H8V141H7ZM69 143H71V142H69ZM90 143V142H89ZM111 143V142H110ZM177 143V142H176ZM176 143H174V144H176ZM201 143V142H200ZM199 143V144H200ZM4 144V143H3ZM39 144V143H38ZM95 144H96V146H97V143H96V141H95ZM187 144V143H186ZM189 144V143H188ZM32 145V144H31ZM37 144H36V142H35V146H36ZM40 145V144H39ZM40 145V146H41ZM46 145V144H45ZM71 145V144H70ZM91 145V144H90ZM171 145V144H170ZM182 145V144H181ZM180 145V146H181ZM185 145V144H184ZM189 145H192V143L191 144H189ZM202 145H205V144H202ZM201 145V146H202ZM14 146V145H13ZM16 146V145H15ZM175 146V145H174ZM194 146V145H193ZM207 146V145H206ZM3 147V146H2ZM8 147V146H7ZM32 147H34V146H32ZM5 148V147H4ZM93 148V147H92ZM97 148H98V146H97ZM103 148V147H102ZM6 149V148H5ZM99 150V149H98ZM97 150V151H98ZM172 151V150H171ZM4 152V151H3ZM28 152V153H29ZM174 152H176V151H174ZM39 153V152H38ZM1 154V153H0ZM173 154H175V153H173ZM167 155H169L168 157H170V158H168L169 160L167 161L168 162V165H170V166H173V164H175L176 162H174L172 159H171V153L170 154H167ZM87 156V155H86ZM173 156V155H172ZM66 157V159H67V156H65ZM64 157V158H65ZM129 157V156H128ZM64 158L62 159V160H64ZM166 158V157H165ZM164 158V159H165ZM246 158V157H245ZM257 158V157H256ZM1 159H3V158H1ZM84 160V159H83ZM120 161V160H119ZM176 161V160H175ZM216 161V160H215ZM244 161V160H243ZM142 162V161H141ZM239 162V161H238ZM247 162V161H246ZM255 162V161H254ZM82 163H83V161H82ZM163 163H164V161H163ZM224 163V162H223ZM244 163H245V161H244ZM252 163V162H251ZM260 163V162H259ZM125 164V163H124ZM257 164H258V162H257ZM0 165H2L1 164V160H0ZM3 165H4V163H3ZM28 165V164H27ZM26 165V166H27ZM121 165V164H120ZM148 166L150 165V163L149 164H147ZM166 165V164H165ZM182 165V164H181ZM213 165V164H212ZM222 165H224V164H222ZM244 165V164H243ZM83 166V165H82ZM145 166V165H144ZM151 166V165H150ZM175 166V165H174ZM224 166H226V165H224ZM240 166V165H239ZM251 166V165H250ZM258 166V165H257ZM28 167V166H27ZM78 167V166H77ZM119 167V166H118ZM157 167V166H156ZM164 167V166H163ZM168 167V166H167ZM167 167H165V169L167 168ZM213 167V166H212ZM223 167V166H222ZM248 167V166H247ZM80 168V167H79ZM172 168V167H171ZM217 168V171L215 170ZM216 168L214 169H212L211 168V170L212 171H209V173L207 172V173H205L206 171H207V169H206V171L204 172L205 174L203 175V173H202V178H200V180L198 181V183L196 184L197 186H196V188H194L196 191H195V198H193L194 199V202H196V209L198 210V215H196V216H198V218H197V220H195V221H197V223L196 224H201V225H203V224H205L206 222H213V224L217 227V226H219V224H221L222 223V221H224L223 223H225L224 225H231V224H234V221H236V220H234V215L235 214H239V213H241L242 212V206L244 205V200H245V198H246V195L248 194V192L250 191V189H251V187H252V177L250 176L251 174H249L248 175V173H251V172H249V170L248 171H245L244 169V171H242L241 173H238V177L236 178V180H235V182H234V185H233V187L231 186V188H226L225 186H223V183H222V185H220V183L218 184V185H220V186H222V187H220L218 190H217V192H218V196L216 197V198H214L211 194H210V192L212 191V189L214 188H216V187H218V185H216V187H211V185L209 184V180L211 179V178H214V176H213V170H215V173L216 172H218V170H219V164L217 163V166H216ZM245 168V167H244ZM8 169V167L7 166H1L0 167V175L2 176V177H4V178H2L3 180H6V182L8 181V179H10L9 177V171L10 170H7ZM72 169V170H71ZM146 169V168H145ZM144 169V170H145ZM149 169V168H148ZM221 169V168H220ZM251 169V168H250ZM253 169H254V167H253ZM153 170V169H152ZM167 170H169V169H167ZM225 170V169H224ZM75 171V170H74ZM86 171V170H85ZM143 171V170H142ZM161 171V170H160ZM166 171V170H165ZM153 172V171H152ZM158 172V171H157ZM167 172V171H166ZM203 172V171H202ZM221 172V171H220ZM222 172H224V171H222ZM236 172V171H235ZM238 172V171H237ZM252 172H253V170H252ZM254 172H255V170H254ZM9 175H8V174ZM87 173V172H86ZM154 173V172H153ZM159 173V172H158ZM173 173V172H172ZM219 173V172H218ZM217 173V174H218ZM155 174V173H154ZM161 174V173H160ZM217 174H216V176H217ZM226 174V173H225ZM237 174V173H236ZM8 175V176H7ZM115 175V174H114ZM168 175H170L171 176V174H168ZM175 175V174H174ZM253 175V174H252ZM257 175V174H256ZM6 176L8 177V178H6ZM138 176V175H137ZM142 176V175H141ZM200 176H201V174H200ZM23 177V178H22ZM155 177V176H154ZM221 177V176H220ZM254 177V176H253ZM12 178V177H11ZM14 178V177H13ZM142 178V177H141ZM150 178V177H149ZM165 178V177H164ZM219 177H217V179H218ZM254 178H256V177H254ZM77 179V178H76ZM138 179V178H137ZM148 179V178H147ZM160 179H163V176H161V178ZM160 179L158 180V181H160ZM256 180V179H255ZM10 181H13V179H11V180H9V183H8V185H11L10 184ZM132 181V180H131ZM135 181V180H134ZM143 181V180H142ZM141 181V182H142ZM148 181V180H147ZM165 181V180H164ZM214 181V180H213ZM213 181H212V183H213ZM217 181V180H216ZM219 181V180H218ZM2 182V181H1ZM74 182V181H73ZM82 182V181H81ZM80 181H79V183H81ZM161 182V181H160ZM220 182V181H219ZM222 182V181H221ZM226 182V181H225ZM255 182V181H254ZM3 183H4V181H3ZM12 183V182H11ZM134 183V182H133ZM170 183V182H169ZM152 184V183H151ZM154 184V183H153ZM157 184H160V183H157ZM4 185V184H3ZM7 185V186H8ZM137 185H140V184H137ZM136 185V186H137ZM161 185V184H160ZM168 185V184H167ZM166 185V186H167ZM5 186V185H4ZM13 186H14V184H13ZM129 186V185H128ZM134 186V185H133ZM157 186V185H156ZM159 186V185H158ZM10 187V186H9ZM12 187V186H11ZM10 187V189H12ZM15 187V186H14ZM140 187V186H139ZM152 187V186H151ZM230 187V186H229ZM76 188V187H75ZM74 188V189H75ZM143 188V187H142ZM154 188V187H153ZM159 188V187H158ZM165 188V187H164ZM167 188V187H166ZM170 188V187H169ZM168 188V189H169ZM191 188H193V187H191ZM9 189V188H8ZM16 189V190H17ZM151 189V188H150ZM150 189H149V191H150ZM155 189V188H154ZM14 190V189H13ZM122 190V189H121ZM124 190V189H123ZM160 190V189H159ZM165 190V189H164ZM174 190V189H173ZM11 191V190H10ZM152 191H154V190H152ZM169 191H172V190H170L169 189ZM236 192L237 194H233L231 197H230V195L232 194V192ZM1 192V191H0ZM119 192V191H118ZM193 192V191H192ZM229 193L230 194V192H231V194L228 196V197H230L231 198V201L229 200V202H227V204H225V201H224V204H219L220 203V201L222 200V198H220V197H222V195H224L225 193ZM234 192V193H235ZM2 193V192H1ZM121 193V192H120ZM158 192H156L155 194H157ZM170 193V192H169ZM214 193H215V191H214ZM213 193V194H214ZM9 194H11V193H9L8 192V195ZM244 194V195H243ZM252 194V193H251ZM118 195H119V193H118ZM152 195H154V193L153 194H151V196ZM157 195H159V194H157ZM157 195H156V197H157ZM171 195V194H170ZM186 195V194H185ZM193 195V194H192ZM194 195H193V197H194ZM209 195H211V197H213V198H211ZM215 195V194H214ZM242 195V196H241ZM10 196V195H9ZM112 196H114L115 197V195H112ZM112 196H111V198H112ZM116 196H117V193H116ZM120 196V195H119ZM122 196V195H121ZM155 197V198H156ZM160 197V196H159ZM158 197V198H159ZM189 197H190V200L192 201H190L189 203H193V200H192V196H191V194L189 195ZM224 197V196H223ZM241 197H243V198H241ZM9 198V199H10ZM110 198V199H111ZM116 199H115V201L116 200H119L120 201V199L119 198H117V197H115ZM152 198V197H151ZM154 198V197H153ZM184 198V197H183ZM182 198V199H183ZM113 199V198H112ZM133 199V198H132ZM221 199V200H220ZM225 199V198H224ZM229 199V198H228ZM23 201H24V205H23ZM154 201H156V200H154ZM158 201V200H157ZM184 201H185V199H184ZM131 202H133L132 200H131ZM182 202H183V200H182ZM186 202V201H185ZM185 202H183V203H185ZM118 203V202H117ZM188 203V202H187ZM221 203H223V202H221ZM131 204V203H130ZM182 204V203H181ZM245 204H246V200H245ZM65 205V204H64ZM67 205V204H66ZM65 205V206H66ZM191 205V204H190ZM193 205V204H192ZM191 205V206H192ZM195 205V204H194ZM184 206V205H183ZM182 206V207H183ZM189 206V205H188ZM188 206H186V207H188ZM58 207H60V206H58ZM63 207V206H62ZM69 207H71V206H69ZM181 207V206H180ZM180 207H179V209H180ZM181 207V208H182ZM185 207V206H184ZM194 207V206H193ZM192 207V208H193ZM243 207H245V205L243 206ZM61 208V207H60ZM195 208L193 209V210H195ZM62 209V208H61ZM187 209V208H186ZM60 210V209H59ZM118 210H120V208L118 209ZM182 210L184 211V209L182 208ZM190 210V209H189ZM191 212H193L192 211V209L190 210ZM60 212V211H59ZM121 212H123L124 213V211H120L119 212V214L121 213ZM196 212V211H195ZM9 215H10V213L9 212H7ZM21 213H19V214H21ZM61 213V212H60ZM122 213V214H123ZM163 213V212H162ZM166 213V212H165ZM182 213V212H181ZM7 214V215H8ZM158 214V213H157ZM184 214V213H183ZM189 214V213H188ZM187 214V215H188ZM191 214H193V213H191ZM190 214V215H191ZM244 214H246V213H244ZM6 215V214H5ZM6 215V217H10V216H7ZM16 215V218H15V220L16 219H18V216ZM118 214L116 213V216H117ZM189 215V216H190ZM0 216V217H1ZM115 216V217H116ZM123 216V215H122ZM162 216V215H161ZM179 218L181 217V215L179 216V214L177 215ZM193 216V215H192ZM5 217V218H6ZM118 217V216H117ZM117 217L115 218V219H117ZM156 217H159V216H157L156 215ZM162 217H164V216H162ZM183 217V216H182ZM186 217V216H185ZM236 217H238V216H236ZM239 217H241V216H239ZM262 218H263V216H261ZM4 218V219H5ZM120 218H123V217H121V215H120ZM184 218V217H183ZM191 218V217H190ZM192 218H194V217H192ZM196 218V217H195ZM3 219V220H4ZM8 219V220H9ZM20 219H18V220H20ZM187 218H185V220H186ZM238 219V218H237ZM1 220V219H0ZM2 220V221H3ZM6 220H7V218H6ZM7 220V221H8ZM14 220V221H15ZM18 220H16V222L18 221ZM108 220V219H107ZM154 220H155V218H154ZM154 220H152L153 222H155L156 223V221H154ZM160 220H161V218H160ZM160 220H158V221H160ZM180 220V219H179ZM178 220V221H179ZM261 220V219H260ZM263 220H264V218H263ZM262 220V221H263ZM116 221V220H115ZM152 221H151V224H153L152 223ZM181 221V220H180ZM187 221H189V220H187ZM191 221V220H190ZM262 221H260V222H262ZM95 222V221H94ZM94 222H93V224L92 225H94L92 228L94 229V239H95V236H99L100 234H101V231L103 230V228L105 227L106 228V225H109L108 226V228H109V230L111 229L112 230V233H113V235H117V236H113L112 235V233H111V235L113 236V238H116V237H119V238H122L123 236H124V234L126 235V234H128L127 236L129 237L126 241L124 240V239H121V241L118 239V241L116 240V243H115V241H114V243H113V245L115 246H113L114 247V250L113 251H111V252H113V256H111V258L109 259V260H107V263H105V264H117V262L119 261V262H121V264H150L149 262H150V260H153L154 258H156V257H159V259L157 260V261H159L160 260V258L161 259H163L162 258V255L164 254V252H165V250L166 249H164V244L166 243V245H167V242L168 241H166V238H167V234H170L169 232H171L172 230V228L176 225V226H178L179 224H180V222H179V224H177L178 222H177V218H176V216L174 217V218H169V219H167L166 221H165V225L163 226V229L162 228H159V229H162V231H161V233H160V235L158 236V237H155L156 235L154 234V232L155 231H153V229L151 228V227H146V228H143V229H139V228H135V229H131V227H130V223H127V224H122V223H119L118 221L117 222H114L113 224H115V225H113L112 224V221H105V220H100V221H96L97 223H95L94 224ZM161 222V221H160ZM177 222V223H176ZM181 222H183V221H181ZM186 222V221H185ZM193 222V221H192ZM221 222V223H220ZM5 223H7V222H5ZM19 223V222H18ZM126 223V222H125ZM154 223V224H155ZM157 223H159V222H157ZM191 223V222H190ZM222 223V224H223ZM236 223V222H235ZM102 224V226L101 227H99V228H97L99 225H101ZM119 224H121V225H119ZM160 224V223H159ZM182 224V227H184L185 228V226H183V224H186V223H181ZM180 224V225H181ZM192 224V223H191ZM260 224V223H259ZM14 225H16V223L14 224ZM14 225H12L13 227L12 228H14ZM19 225V224H18ZM104 225V226H103ZM117 225H118V227H117ZM179 225V226H180ZM209 226H210V224H208ZM213 225V226H214ZM252 225V224H251ZM112 226H114V227H112ZM145 226H148L147 224L145 225ZM154 227H155V225H153ZM159 226V225H158ZM162 226V225H161ZM175 226V227H176ZM193 225H191V227H192ZM195 226V225H194ZM212 226V227H213ZM214 226V227H215ZM234 226V225H233ZM262 226V225H261ZM263 226H264V224H263ZM263 226L262 227H260V230H261V228H262V230H263ZM6 227L8 228V225L6 224ZM17 227V226H16ZM20 227V226H19ZM181 227V226H180ZM186 227H189L190 228V226L188 225V226H186ZM200 227V226H199ZM202 228H205V227H203V226H201ZM211 227V228H212ZM213 227V228H214ZM222 227V226H221ZM20 228V229H21ZM183 228V229H184ZM188 228V229H189ZM212 228V229H213ZM223 228V227H222ZM9 229H10V227H9ZM19 229V228H18ZM107 229V228H106ZM105 229V230H106ZM174 229H176V228H173V230ZM178 229H181V228H178ZM185 229H187V228H185ZM187 229V230H188ZM196 229V228H195ZM194 229V230H195ZM209 228H207V230H208ZM220 229V228H219ZM219 229L217 230V229H213L214 231L215 230H217V232L219 231ZM233 229V228H232ZM249 229H252V227L251 228H249ZM6 230V229H5ZM4 230V231H5ZM92 230V229H91ZM158 230V229H157ZM171 230V231H170ZM193 230V231H194ZM197 230H198V228H197ZM202 230V229H201ZM224 230V229H223ZM260 230H256V231H259V233H260ZM261 230V233L263 232ZM2 231V230H1ZM4 231H2V234L4 233ZM9 231V230H8ZM15 231H17L16 229H15ZM15 231H13L14 233H16ZM104 231V230H103ZM174 231H176V230H174ZM186 231V230H185ZM185 231L184 232H182V233H185ZM192 231V232H193ZM210 231V230H209ZM208 231V232H209ZM220 231H221V229H220ZM250 231V230H249ZM13 232H11V233H13ZM18 232V233H19ZM91 232V231H90ZM105 232V231H104ZM173 232V231H172ZM189 232V231H188ZM199 232V231H198ZM211 232V231H210ZM210 232H209V234H210ZM252 232V231H251ZM6 233V232H5ZM11 233H9L10 235H11ZM130 233V234H129ZM173 233H175V232H173ZM177 233V235H179V233L178 232H176ZM191 233V232H190ZM189 233V234H190ZM200 233V232H199ZM199 233H198V235H199ZM202 234L200 235V238H201V236L203 235V237L206 235L205 234V232L203 233V232H201ZM207 233V232H206ZM213 233H215V232H213ZM254 233V232H253ZM253 233H252V235H253ZM1 234V233H0ZM105 234V233H104ZM187 234V233H186ZM194 234V233H193ZM208 234V233H207ZM209 234H208V236H209ZM263 234V233H262ZM9 235V236H10ZM55 235H58V234H55ZM55 235H53V236H55ZM121 235H123V236H121ZM172 235V234H171ZM174 235H176V234H174ZM176 235V236H177ZM185 235V234H184ZM184 235H182L181 234V236H183L182 237V239L184 238ZM188 235V234H187ZM218 235H220V234H218ZM254 235H255V233H254ZM253 235V236H254ZM2 236V237H1ZM79 236V235H78ZM81 236V235H80ZM170 236V235H169ZM180 236V235H179ZM180 236V237H181ZM221 236V235H220ZM256 236V235H255ZM254 236V239L257 237H255ZM262 236H264V235H259V237L258 238H260V237H262ZM82 237V236H81ZM109 237V236H108ZM172 237V236H171ZM171 237H169V239L171 238ZM180 237H178V239L180 238ZM188 237V236H187ZM213 237V236H212ZM212 237H211V239H212ZM250 237H252L251 236V234H250ZM250 237H248V238H250ZM18 238H20V237H18ZM59 238V237H58ZM57 238V239H58ZM91 238H93V236L91 237ZM90 238V239H91ZM113 238H110V239H113ZM173 238H174V236H173ZM176 238L177 237H175V240L174 241H177L176 240ZM197 238H198V236L196 237V239H194L195 240V242H193V244L195 243V244H199V241L197 242L196 240H197ZM245 238V237H244ZM243 238V239H244ZM50 239V238H49ZM48 239V240H49ZM82 239V238H81ZM99 239H101V238H99ZM188 239V238H187ZM211 239H209V237H208V241L209 240H211ZM213 239H215V237L213 238ZM218 239H221L220 237L218 238ZM217 239V240H218ZM228 239V238H227ZM238 239V238H237ZM242 239V238H241ZM252 239V238H251ZM253 239V240H254ZM264 239V238H263ZM6 240H9V243H8V241H6ZM124 240V241H123ZM171 240V239H170ZM184 240H185V238H184ZM184 240H182V242L181 243H183V241ZM191 240H192V238H191ZM191 240H188L189 242H192ZM223 240H224V238H223ZM248 240V239H247ZM253 240L251 241V242H253ZM260 240V239H259ZM59 241V240H58ZM91 241V240H90ZM89 241V242H90ZM187 241V240H186ZM185 241V242H186ZM201 241V240H200ZM204 242L202 243L203 244V246L202 247H200V254H208V251L209 250H206V247H207V239L205 240V237H204V240H203ZM238 241V240H237ZM255 241V240H254ZM263 241V240H262ZM6 242H7V244H6ZM93 242V241H92ZM96 243H97V241H95ZM106 242V241H105ZM171 242H172V240H171ZM171 242H168L169 244H171ZM177 242H179V241H177ZM212 242V241H211ZM242 242V241H241ZM249 242V241H248ZM255 242H258L257 240L255 241ZM261 242V241H260ZM18 243H20V242H18ZM17 243V244H18ZM22 243H24V242H22ZM22 243H20V245H22ZM42 243V244H41ZM102 243V242H101ZM176 243V242H175ZM174 242H172V246L175 244ZM180 243V242H179ZM204 243H206V244H204ZM228 243V242H227ZM243 245H244V240H243ZM93 244V243H92ZM112 244V243H111ZM131 244V245H130ZM239 244V243H238ZM248 245H249V243H247ZM262 244H263V242H262ZM19 245V244H18ZM17 245V249H18V246ZM104 245V244H103ZM179 245V244H178ZM180 245H182V244H180ZM184 245V244H183ZM252 245H254L253 243H252ZM256 245H257V243H256ZM256 245H255V247H256ZM260 245H261V243H260ZM16 246V245H15ZM174 246H176V244L174 245ZM185 246V245H184ZM191 246H193V245H191L190 244V247ZM195 246V245H194ZM222 246V245H221ZM233 246H234V244H233ZM241 246H242V244H241ZM250 246V245H249ZM20 247H22V246H20ZM53 247V246H52ZM100 247V246H99ZM166 247V246H165ZM204 247V248H203ZM223 247V246H222ZM236 247H238V245L236 246ZM235 247V248H236ZM251 247V246H250ZM255 247H251V248H254V250H255ZM261 247V246H260ZM174 248V247H173ZM179 248V247H178ZM178 248H177V246H176V248H174V249H176V251H178ZM189 248V247H188ZM187 248V249H188ZM192 248V247H191ZM191 248H189V249H191ZM239 248H240V245H239ZM251 248H249V250H251ZM257 248H258V245H257ZM256 248V249H257ZM22 249V248H21ZM101 249V248H100ZM113 249V248H112ZM170 250H171V248H169ZM174 249H172V251L174 250ZM210 249V248H209ZM231 249H232V247H231ZM259 249V248H258ZM20 250V249H19ZM31 250V251H30ZM46 250V249H45ZM91 250V249H90ZM105 250V249H104ZM103 250V251H104ZM110 250H111V247H110ZM109 249L107 250V252L108 251H110ZM186 250V249H185ZM194 250H195V248H194ZM194 250H192V251H194ZM199 250V248H197V251ZM237 249H233L232 251H235V253L239 250H237ZM247 250V249H246ZM25 251V252H26ZM46 251H48V250H46ZM88 251V250H87ZM181 251V250H180ZM188 251V250H187ZM189 251H191V250H189ZM210 251H211V249H210ZM212 251H213V249H212ZM212 251H211V253H212ZM231 251V252H232ZM252 251V250H251ZM256 251V250H255ZM254 251V252H255ZM261 251V250H260ZM4 252V253H3ZM17 252V251H16ZM16 252H15V255H16ZM91 252V251H90ZM101 252H102V250H101ZM167 252V251H166ZM185 252V251H184ZM195 252V251H194ZM216 252V251H215ZM223 252V251H222ZM227 252H229V250L227 249ZM250 252V251H249ZM248 252V253H249ZM257 252H259V251H257ZM7 253V254H8ZM20 252H18V254H19ZM44 253V252H43ZM106 253V252H105ZM104 253V254H105ZM176 253V252H175ZM177 253H180L179 251L177 252ZM187 253V252H186ZM185 253V254H186ZM193 253V252H192ZM191 252H190V254H192ZM248 253H246L247 255H248ZM256 253V252H255ZM46 254V253H45ZM91 254H93V253H91ZM96 254H97V257L99 256V254H101V253H97L96 252ZM104 254H102V255H104ZM112 254V253H111ZM168 254V253H167ZM171 254V253H170ZM188 254V253H187ZM189 254V255H190ZM198 254V253H197ZM203 254V255H204ZM218 254H220V251H219V253ZM227 254V253H226ZM226 254H225V256H226ZM230 254V253H229ZM232 254V253H231ZM233 254H234V252H233ZM262 254V252L260 253V255ZM44 255V254H43ZM109 255V254H108ZM166 255V254H165ZM173 255H175V254H173ZM180 255V254H179ZM192 255H196L195 253L194 254H192ZM209 255H210V253H209ZM245 255V254H244ZM243 255V256H244ZM94 256V255H93ZM182 256V257H181ZM181 256H178V257H176V255H175V257L176 258H179V257H181V258H183V256H185L184 254L183 255H181ZM187 256V255H186ZM185 256V257H186ZM207 256V255H206ZM215 256V255H214ZM221 256H224V255H221ZM232 256V255H231ZM256 256V255H255ZM254 256V257H255ZM100 257H103V256H100ZM107 257V256H106ZM105 257V258H106ZM109 257V256H108ZM184 257V258H185ZM187 257H189V256H187ZM190 257H192V256H190ZM189 257V258H190ZM218 257H219V255H218ZM241 257V256H240ZM239 257V258H240ZM257 257V256H256ZM14 258V259H13ZM95 258H96V256H95ZM166 258V257H165ZM164 258V259H165ZM169 258V257H168ZM168 258H166L167 260H168ZM171 259L173 258V256L172 257H170ZM188 258V259H189ZM198 258H200V257H198ZM201 258H203V256L201 257ZM211 258V257H210ZM212 258H215V257H212ZM211 258V259H212ZM225 258L226 257H221V258H219V259H217L216 260V262H214L215 264H219L220 262H223V259L225 260ZM233 258V257H232ZM237 258V257H236ZM247 258H248V256H247ZM247 258H246V260H247ZM44 259V260H43ZM88 259V258H87ZM93 259V258H92ZM103 259V258H102ZM127 259H128V261H127ZM163 259V260H164ZM165 259V260H166ZM187 259V258H186ZM204 259V258H203ZM202 259V260H203ZM208 259H209V257H208ZM210 259V260H211ZM238 259V258H237ZM236 259V260H237ZM241 259V258H240ZM245 259V258H244ZM252 259V258H251ZM91 260V259H90ZM95 260V259H94ZM93 260V261H94ZM98 260V259H97ZM97 260L95 261V263L97 264ZM104 260V259H103ZM176 261H177V259H175ZM175 260H169V261H172V262H174ZM180 261H183V260H181V259H179ZM178 260V261H179ZM207 260V259H206ZM227 260V259H226ZM230 260V259H229ZM234 260V259H233ZM235 260V262H237ZM242 260V259H241ZM241 260H239V261H241ZM249 260V259H248ZM253 260V259H252ZM256 260V259H255ZM254 260V261H255ZM100 261V260H99ZM105 261V260H104ZM103 261V262H104ZM125 261V262H124ZM156 261V262H157ZM168 261V262H169ZM186 261H188V260H186ZM193 262L195 261V256H194V259L192 260ZM198 261V259L196 260V262ZM212 261V260H211ZM49 262V261H48ZM47 262V263H48ZM106 262V261H105ZM155 262V263H156ZM161 263H162V261H160ZM164 262V261H163ZM167 262V263H168ZM192 262V263H193ZM199 262V261H198ZM213 262V261H212ZM225 262H227V261H224V263ZM241 262H243V261H241ZM253 262V261H252ZM94 263V264H95ZM102 263V262H101ZM158 263V262H157ZM156 263V264H157ZM166 262H165V264H167ZM176 263V262H175ZM174 263V264H175ZM184 263V262H183ZM183 263H181V264H183ZM206 263H208V262H206ZM213 263V264H214ZM246 262H244V264H245ZM249 263H251V262H249ZM248 263V264H249ZM99 264V263H98ZM159 264V263H158ZM173 264V263H172ZM179 264V263H178ZM186 264V263H185ZM194 264V263H193ZM197 264V263H196ZM201 264V263H200ZM208 264H210V262L208 263ZM225 264H228V263H225ZM230 264V263H229ZM234 264H236V263H234ZM243 264V263H242ZM252 264V263H251Z\"/></svg>", "mask_w": 264, "mask_h": 264}]
</instances>
